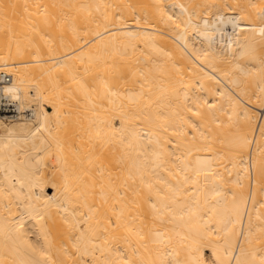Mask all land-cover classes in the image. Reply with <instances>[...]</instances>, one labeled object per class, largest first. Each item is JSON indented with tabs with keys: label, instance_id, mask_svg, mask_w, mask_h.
Segmentation results:
<instances>
[{
	"label": "bare ground",
	"instance_id": "obj_1",
	"mask_svg": "<svg viewBox=\"0 0 264 264\" xmlns=\"http://www.w3.org/2000/svg\"><path fill=\"white\" fill-rule=\"evenodd\" d=\"M0 72V264H264V0H0Z\"/></svg>",
	"mask_w": 264,
	"mask_h": 264
},
{
	"label": "built area",
	"instance_id": "obj_2",
	"mask_svg": "<svg viewBox=\"0 0 264 264\" xmlns=\"http://www.w3.org/2000/svg\"><path fill=\"white\" fill-rule=\"evenodd\" d=\"M11 80V75L5 72H0V117L6 121L12 120L19 115L15 102L12 101L2 90L5 84Z\"/></svg>",
	"mask_w": 264,
	"mask_h": 264
},
{
	"label": "rangeland",
	"instance_id": "obj_3",
	"mask_svg": "<svg viewBox=\"0 0 264 264\" xmlns=\"http://www.w3.org/2000/svg\"><path fill=\"white\" fill-rule=\"evenodd\" d=\"M81 45V44H80ZM80 64V65H79ZM78 66H79V68H81V63L79 62L78 63ZM2 71L3 70H5V71H7V72H10V71H8V69H1ZM80 71H82L81 69H80ZM35 102H37V100H35ZM81 108V107H80ZM80 108H78L79 110H81ZM55 157H54V155L53 154H49L48 155V157H47V160L48 161H51V160H53Z\"/></svg>",
	"mask_w": 264,
	"mask_h": 264
}]
</instances>
